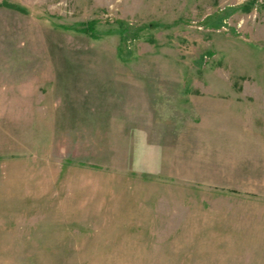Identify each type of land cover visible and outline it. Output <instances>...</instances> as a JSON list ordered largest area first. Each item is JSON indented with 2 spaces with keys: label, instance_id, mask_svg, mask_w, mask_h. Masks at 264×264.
<instances>
[{
  "label": "rangeland",
  "instance_id": "obj_1",
  "mask_svg": "<svg viewBox=\"0 0 264 264\" xmlns=\"http://www.w3.org/2000/svg\"><path fill=\"white\" fill-rule=\"evenodd\" d=\"M0 264H264V0H0Z\"/></svg>",
  "mask_w": 264,
  "mask_h": 264
},
{
  "label": "trees",
  "instance_id": "obj_2",
  "mask_svg": "<svg viewBox=\"0 0 264 264\" xmlns=\"http://www.w3.org/2000/svg\"><path fill=\"white\" fill-rule=\"evenodd\" d=\"M87 29H88V25L83 28V31H87Z\"/></svg>",
  "mask_w": 264,
  "mask_h": 264
}]
</instances>
